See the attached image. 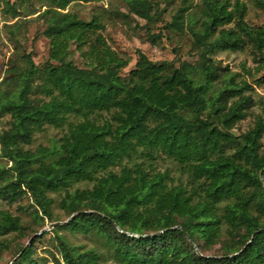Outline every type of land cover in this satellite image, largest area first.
<instances>
[{
  "label": "trees",
  "instance_id": "16d2710c",
  "mask_svg": "<svg viewBox=\"0 0 264 264\" xmlns=\"http://www.w3.org/2000/svg\"><path fill=\"white\" fill-rule=\"evenodd\" d=\"M73 1L92 0H50L42 13L50 39L45 65L32 59L24 67L13 64L0 84V116L12 117L0 142L13 162L0 199L14 202L31 193L44 224L56 220L49 192L66 190L62 207L68 215L79 213L52 231L96 233L122 264H264V116L249 130L233 132L252 106L247 83L207 56L199 66L185 60L174 66L141 50L123 75L130 59L107 44L99 17L65 11ZM126 1L132 13L152 18L149 0ZM253 1L264 8V0ZM230 6L231 0H203L201 30L192 28L195 42L209 51H235L246 42L241 32L262 52L263 32L247 22L246 2ZM233 21L235 28L224 27ZM71 43L86 66L66 60ZM103 111L113 113L112 121L91 119ZM72 116L83 120L70 124L61 144L23 148L46 125L62 126ZM139 149L159 150L187 165L194 186L169 185L168 174L151 175L142 167L111 169ZM83 181L94 185L68 190ZM24 231L19 217L0 218L1 235ZM216 243L221 253L207 256L204 249ZM59 246L64 264H103L95 249L83 251L62 235ZM20 251L12 264H37L33 241Z\"/></svg>",
  "mask_w": 264,
  "mask_h": 264
},
{
  "label": "rangeland",
  "instance_id": "374dc122",
  "mask_svg": "<svg viewBox=\"0 0 264 264\" xmlns=\"http://www.w3.org/2000/svg\"><path fill=\"white\" fill-rule=\"evenodd\" d=\"M149 1L153 7L150 20L132 13L126 0L73 1L65 11L76 12L86 20L94 16L101 19L104 26L99 32L107 44L130 59L129 65L122 72L123 75L129 74L130 70L136 66L138 50L143 51L156 63H172L174 66H179L180 61L185 60L199 66L204 56H207L217 64L228 67L227 73L233 74L237 81L247 83L245 93L253 99L247 115L237 123L233 132L239 135L253 127L257 117L264 116V46L262 52L257 51L254 42L240 32L246 41L241 49L209 51L207 46H200L195 42L192 30V28L196 31L201 30L203 0ZM241 1L246 2L248 6L247 22L259 28L264 38V8L258 6L253 0ZM235 2L236 0H231L230 10L234 8ZM7 3L12 8L8 7ZM49 4L50 0H0V84L9 75L8 69L13 64L24 67L32 59L43 67L50 59V39L44 32L47 21L42 14ZM175 19L179 20V24H175ZM224 27L235 28L236 24L233 21ZM151 34L156 35L154 41ZM66 60L74 61L82 67L86 66V59L77 49L76 43H71ZM53 61L57 62L56 59ZM2 88L5 89L7 86ZM32 96L48 99L43 94H32ZM112 116V112L103 111L92 115L91 119L98 124H104L112 121ZM11 120V115L0 116V133L11 127ZM82 120V117L72 116L62 126L46 125L41 131L35 133L34 142L31 145H24L23 148L36 151L39 146L51 147L61 144L70 132V124ZM12 165L13 162L3 156L0 142V167L5 170L4 177L0 176V184L13 178ZM123 165L132 168L142 167L151 175L166 173L169 185L183 184L189 189L194 186L192 171L189 167L178 163L159 150H153L149 154L147 150L139 149L132 157H126L121 165H114L111 169L120 172ZM93 185L94 182L83 181L75 183L68 190L73 192L77 188H92ZM66 192V190L49 192V197L53 199L51 210L56 220L51 222L45 219L44 224L38 217L39 214L42 215V212L31 193L25 194L14 202L0 199V218L5 213H9L19 217L25 226L24 233L0 234V264H12L21 254L20 248L26 247L31 241L34 243L33 257L37 260V264H58L57 259L64 264L60 252L59 235L64 236L71 244L79 246L83 251L95 249L101 254L103 264H122L115 258L113 250L105 239L96 233H74L69 229L52 231L54 227L49 228L51 223L58 221L64 223L71 216L61 204ZM44 228L47 230L41 232ZM117 228L123 232L120 227L117 226ZM124 232L139 236L129 231ZM34 236L39 239L32 240ZM194 246L200 252L195 244ZM220 246V243H216L206 247L204 252L207 256L220 254Z\"/></svg>",
  "mask_w": 264,
  "mask_h": 264
},
{
  "label": "water",
  "instance_id": "95a60500",
  "mask_svg": "<svg viewBox=\"0 0 264 264\" xmlns=\"http://www.w3.org/2000/svg\"><path fill=\"white\" fill-rule=\"evenodd\" d=\"M79 212H76V213H73L71 216H70V218L69 219H71V218H73L76 214H78ZM68 219V220H69ZM67 220V221H68ZM61 223H63V222H60V221H58V222H53V223H51L50 224V226H49V228H52V227H54L56 224H61ZM178 228H181L180 226H177ZM173 228H175V227H173ZM45 230H47V228H44V229H42V231L41 232H44ZM136 235V234H135ZM145 236V235H144ZM188 238L190 239V237L188 236ZM191 240V239H190ZM252 240V239H251ZM250 240V241H251ZM249 241V242H250Z\"/></svg>",
  "mask_w": 264,
  "mask_h": 264
}]
</instances>
